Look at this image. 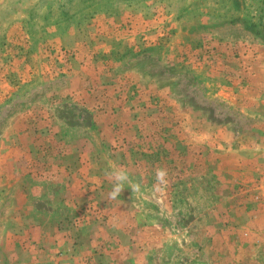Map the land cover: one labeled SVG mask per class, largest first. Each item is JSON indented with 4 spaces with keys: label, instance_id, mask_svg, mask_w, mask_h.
<instances>
[{
    "label": "rangeland",
    "instance_id": "1",
    "mask_svg": "<svg viewBox=\"0 0 264 264\" xmlns=\"http://www.w3.org/2000/svg\"><path fill=\"white\" fill-rule=\"evenodd\" d=\"M0 264H264V0H0Z\"/></svg>",
    "mask_w": 264,
    "mask_h": 264
},
{
    "label": "clouds",
    "instance_id": "2",
    "mask_svg": "<svg viewBox=\"0 0 264 264\" xmlns=\"http://www.w3.org/2000/svg\"><path fill=\"white\" fill-rule=\"evenodd\" d=\"M104 174L113 185L111 191L108 193L110 199H116L120 196L125 189V184H130L132 192H140L141 190V184L132 182L127 170L121 165L113 162ZM155 181L153 185L154 191H162L163 187L168 183V171L166 168L155 169Z\"/></svg>",
    "mask_w": 264,
    "mask_h": 264
}]
</instances>
